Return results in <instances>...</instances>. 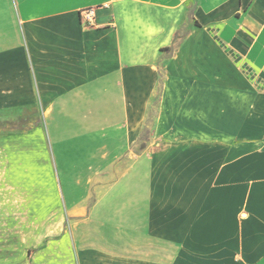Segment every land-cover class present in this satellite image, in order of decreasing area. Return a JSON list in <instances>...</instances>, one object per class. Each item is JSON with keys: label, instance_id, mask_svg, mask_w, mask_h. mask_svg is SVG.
<instances>
[{"label": "crops", "instance_id": "obj_1", "mask_svg": "<svg viewBox=\"0 0 264 264\" xmlns=\"http://www.w3.org/2000/svg\"><path fill=\"white\" fill-rule=\"evenodd\" d=\"M0 219V264H264V0H0Z\"/></svg>", "mask_w": 264, "mask_h": 264}, {"label": "rangeland", "instance_id": "obj_2", "mask_svg": "<svg viewBox=\"0 0 264 264\" xmlns=\"http://www.w3.org/2000/svg\"><path fill=\"white\" fill-rule=\"evenodd\" d=\"M5 120L8 121H19L18 124H15V126L18 127H25V126H30L31 123H29V120H33L35 122L41 121V118H4ZM150 120V128H153V118H149ZM140 144V143H139ZM139 145H137L138 147ZM12 222V223H11ZM17 222V226H19V228L23 227H30L35 223V220H6V219H0V230H2V228L4 227H14L16 225ZM11 223V224H10ZM9 224V225H7ZM1 233V231H0ZM0 237H2V235H0Z\"/></svg>", "mask_w": 264, "mask_h": 264}, {"label": "built area", "instance_id": "obj_3", "mask_svg": "<svg viewBox=\"0 0 264 264\" xmlns=\"http://www.w3.org/2000/svg\"><path fill=\"white\" fill-rule=\"evenodd\" d=\"M79 16L81 24L84 26H91L95 24V10L93 7L81 9Z\"/></svg>", "mask_w": 264, "mask_h": 264}, {"label": "trees", "instance_id": "obj_4", "mask_svg": "<svg viewBox=\"0 0 264 264\" xmlns=\"http://www.w3.org/2000/svg\"><path fill=\"white\" fill-rule=\"evenodd\" d=\"M141 138H142V136H141ZM143 147V146H142Z\"/></svg>", "mask_w": 264, "mask_h": 264}]
</instances>
